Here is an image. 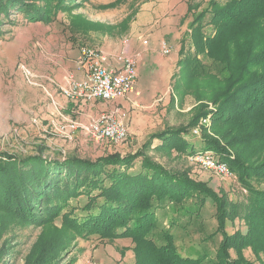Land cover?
<instances>
[{
	"label": "trees",
	"instance_id": "16d2710c",
	"mask_svg": "<svg viewBox=\"0 0 264 264\" xmlns=\"http://www.w3.org/2000/svg\"><path fill=\"white\" fill-rule=\"evenodd\" d=\"M72 2L0 0V12L7 16L21 14L29 23L52 22ZM52 3L53 7L49 5ZM261 23L264 0H230L224 8H206L193 15L189 34L181 44V55H187L191 41V46L200 47L201 54L205 52L203 42L215 41V47L207 50L215 58L231 43L241 51L236 71L225 66L226 87L213 101L218 108L211 116L216 131L230 127L237 136L226 139L222 134L216 139L203 132L194 135L199 119L209 114L200 113L184 128L151 135L135 154L114 152L93 161L80 157L48 161L42 151L25 156L0 150V205L25 223L44 225L60 220L87 241L129 239L134 245V264H264V187L256 183L264 180V162L240 151L232 155L240 145L264 141V72L250 71L262 64L264 68V48L255 54L252 45L246 47L264 36ZM210 25L214 33L207 35ZM155 141L161 143V149L174 148L188 158L212 151L248 190L246 203L235 204L207 183L168 170L148 156ZM248 159L259 162L246 163ZM170 207L174 213L168 217ZM210 208L215 225L205 238L209 245L204 241L199 255L184 254L179 245L183 230L201 222ZM236 219L244 221V230L229 233V224ZM247 249L256 261L246 257Z\"/></svg>",
	"mask_w": 264,
	"mask_h": 264
},
{
	"label": "rangeland",
	"instance_id": "374dc122",
	"mask_svg": "<svg viewBox=\"0 0 264 264\" xmlns=\"http://www.w3.org/2000/svg\"><path fill=\"white\" fill-rule=\"evenodd\" d=\"M72 1V4H68L71 7L59 12L56 20L52 22L29 23L21 14L7 16L0 12L1 151L25 156L39 154L42 151V155L56 158L80 157L92 161L107 153L135 154L142 149L151 135L165 129L184 128L194 118L204 113L209 114L201 117L194 128L199 131L198 136L201 132L216 139H220L222 134L226 135V139L238 135L236 131L231 132L230 127L216 131L211 116L218 108L213 101L226 87L225 66L236 71L238 55L241 51L231 43L227 48H221L215 58L207 53L209 47H215V41L203 42L205 52L201 54L200 47L191 46L192 41L190 43L189 37H187L190 43V46H187V55L185 53L181 55L179 51L180 59L185 58L176 65L167 92L156 97L159 99L156 106L139 109L136 113L138 117L135 118L131 115L134 110H130L125 117L119 118L128 129L127 139L123 143L98 145L90 141L84 131H78L80 137L76 133L72 140L59 135L58 127L65 124L61 115L67 117L63 113L65 106L58 103L59 110L55 109L57 111L55 113L50 106L52 99H56L67 87L65 78L74 74L77 51L83 47L98 49L95 46L98 40L99 42L108 40L113 45L119 44L123 38L129 40L133 34L131 26L134 24L135 27L136 24L137 13H146L152 5L163 4L159 3V0ZM186 1L193 9V15L197 16L206 8H224L230 0ZM49 5L53 7V3ZM180 18L181 25H188L193 20L192 13L186 14L185 17L181 15ZM260 26L262 27L260 33L263 34L264 23ZM77 31L80 35H77ZM205 33L212 35L213 26L210 25ZM254 36L255 34L252 35ZM164 42L173 48V52L178 48L168 40L161 41ZM181 42L178 49L181 47ZM252 42L253 44L246 47L252 45L255 54L264 48V36H259V39L256 38ZM161 57L160 65L155 70L158 78L162 73L161 69L166 66L167 59L172 57V53ZM185 60L186 63H183ZM170 66L174 67V64ZM262 66L263 64L253 67L250 71L264 72ZM23 67L29 73L28 77L24 69L22 70ZM134 108L137 109V106ZM253 130V127L250 128V131ZM160 145L159 141H155L147 151L148 156L171 172L197 183H207L222 197L230 199L235 204L246 203L248 190L239 184L237 178L223 179L213 171L192 162L177 149H161ZM237 148V152L233 150L232 155H237L240 151L248 158L252 155L255 159L264 162V141L255 140ZM252 162L258 164L259 161L248 159L246 163ZM256 183H261L264 187V180ZM210 209L201 216V222L198 221V224L183 230L184 234L179 240V245L184 254H201L205 238L215 225L214 211ZM173 213L170 207L168 217L173 216ZM14 218L0 205V264H134L135 262L134 245L129 239L112 243L87 241L74 231L65 228L60 220L44 225H33ZM244 227V221L236 219L233 224H229L228 231L232 233L238 228L244 230ZM207 242L205 241L206 244ZM245 255L255 260L251 249H247Z\"/></svg>",
	"mask_w": 264,
	"mask_h": 264
},
{
	"label": "crops",
	"instance_id": "0c3cea01",
	"mask_svg": "<svg viewBox=\"0 0 264 264\" xmlns=\"http://www.w3.org/2000/svg\"><path fill=\"white\" fill-rule=\"evenodd\" d=\"M159 3L163 4L161 6L152 5L146 13H137L136 24L135 27H133L134 24L131 26L133 34L129 40H123V38L116 45H113L108 40L105 42H99L100 40H98L95 44L98 50L105 55L106 61L104 65L108 69L120 71L125 57L132 56L137 59L138 81L136 91L140 95L136 96L135 93H131L126 98L112 102L95 100L85 103L83 101L69 100L61 93L56 99H52L50 107L54 113L59 110L58 103H60L65 106L63 113L67 118L83 125H88L103 112H114L119 120L120 117H125L130 110H134L131 115L135 118L138 117L136 113L139 109H150L156 106L159 100L156 97H160L167 92L168 84L180 60L179 51L181 47L178 49L179 44L189 32L191 23L181 25L182 19L180 16L183 15L185 17L186 14L192 13L193 17V9L189 8L190 4L187 1L185 2V0H159ZM161 11H164V13ZM77 35H80V32L77 31ZM164 39L170 41L171 44L176 45L178 48L172 53V57L167 59L166 66L161 69L162 73L158 78L155 70L160 65L159 61L162 56L160 43ZM145 41H147L146 45L144 44ZM80 54L81 50L77 51L75 71L74 74H71L78 82L86 80L87 72L86 69L77 65ZM171 64H174V67L170 66ZM71 75L65 78L67 85L68 78ZM161 77L163 78L161 79ZM135 106H137V109L134 108ZM54 116L56 115L54 114ZM78 134L79 132H77Z\"/></svg>",
	"mask_w": 264,
	"mask_h": 264
},
{
	"label": "built area",
	"instance_id": "2783aa9c",
	"mask_svg": "<svg viewBox=\"0 0 264 264\" xmlns=\"http://www.w3.org/2000/svg\"><path fill=\"white\" fill-rule=\"evenodd\" d=\"M144 44H147V41ZM160 52L163 56H169L173 52V48L164 42L161 44ZM105 61L106 57L100 50L83 47L77 65L87 70L86 80L78 82L71 75L68 78L67 87L62 90L63 96L72 101L85 103L95 100L112 102L126 98L131 93L139 96L140 93L136 91L137 59L132 56L125 57L120 71L106 68ZM23 69L28 77L29 73L24 67ZM61 117L65 124L58 127V134L68 140H72L78 131H84L86 137L98 145L120 144L127 139L128 129L116 118L114 112H103L88 125H83L63 115ZM193 134L198 136L199 131L195 129ZM190 160L204 169L213 171L220 177L233 179L235 176L229 165L215 158L212 151L195 154Z\"/></svg>",
	"mask_w": 264,
	"mask_h": 264
},
{
	"label": "water",
	"instance_id": "95a60500",
	"mask_svg": "<svg viewBox=\"0 0 264 264\" xmlns=\"http://www.w3.org/2000/svg\"><path fill=\"white\" fill-rule=\"evenodd\" d=\"M43 158L48 160V161H64L67 157H65V158H56V157H52V156L43 155Z\"/></svg>",
	"mask_w": 264,
	"mask_h": 264
},
{
	"label": "bare ground",
	"instance_id": "6f19581e",
	"mask_svg": "<svg viewBox=\"0 0 264 264\" xmlns=\"http://www.w3.org/2000/svg\"><path fill=\"white\" fill-rule=\"evenodd\" d=\"M173 53V52H172ZM171 55V54H170Z\"/></svg>",
	"mask_w": 264,
	"mask_h": 264
}]
</instances>
